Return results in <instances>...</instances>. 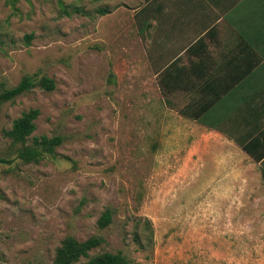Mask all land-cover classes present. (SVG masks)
<instances>
[{"label": "rangeland", "instance_id": "1", "mask_svg": "<svg viewBox=\"0 0 264 264\" xmlns=\"http://www.w3.org/2000/svg\"><path fill=\"white\" fill-rule=\"evenodd\" d=\"M146 2L0 0V88L24 75L55 84L0 111V264H51L67 236H101L90 255L121 252L128 264H264L260 166L165 109L148 62L163 37L134 27ZM32 108L27 143L63 141L23 162L4 131Z\"/></svg>", "mask_w": 264, "mask_h": 264}, {"label": "crops", "instance_id": "2", "mask_svg": "<svg viewBox=\"0 0 264 264\" xmlns=\"http://www.w3.org/2000/svg\"><path fill=\"white\" fill-rule=\"evenodd\" d=\"M145 5L146 14L136 18ZM145 5L136 9L134 27L140 36L163 37L162 47L148 46L155 53L148 62L155 66L157 85V71H164L165 109L225 142L235 143L229 136L255 139L263 149L264 0H147Z\"/></svg>", "mask_w": 264, "mask_h": 264}, {"label": "trees", "instance_id": "3", "mask_svg": "<svg viewBox=\"0 0 264 264\" xmlns=\"http://www.w3.org/2000/svg\"><path fill=\"white\" fill-rule=\"evenodd\" d=\"M146 11L145 5L136 13V18L140 17L142 14H146ZM97 12L100 15H104L109 13L110 10L107 8H99ZM157 72L159 88L163 93L164 71L161 69ZM35 87L51 91L54 89L55 84L52 78L46 76L37 78L31 75H24L15 86L0 88V111L3 104L13 101L18 96ZM38 115L39 110L37 108L22 112L19 117L13 120L11 127L4 131V135L8 137L13 144L20 145L17 149V157L23 162H39L44 157L53 155L56 147L61 145L63 141L61 136H40L32 137V142L27 143L29 137L35 130V120ZM193 119L203 124L201 119ZM229 137L232 138L254 162L259 163L261 175L264 178V148L260 149L255 139L246 141L234 136ZM7 162V160L0 157V163ZM110 222L111 212L109 209H106L98 220V226L104 228ZM103 242L104 240L101 236H91L83 241H79L72 236H67L56 248L51 264H128L130 262L127 256L121 252L104 251L91 256L90 252Z\"/></svg>", "mask_w": 264, "mask_h": 264}]
</instances>
